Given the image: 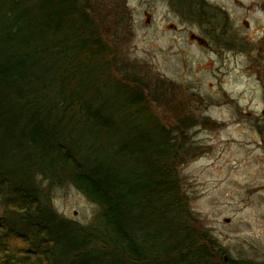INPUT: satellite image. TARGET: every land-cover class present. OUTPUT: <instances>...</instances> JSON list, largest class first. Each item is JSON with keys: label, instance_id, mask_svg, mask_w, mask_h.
<instances>
[{"label": "trees", "instance_id": "obj_1", "mask_svg": "<svg viewBox=\"0 0 264 264\" xmlns=\"http://www.w3.org/2000/svg\"><path fill=\"white\" fill-rule=\"evenodd\" d=\"M93 2L0 0V264H261L225 262L192 213L179 169L204 123L118 56L121 14ZM65 185L97 207L89 224L53 208Z\"/></svg>", "mask_w": 264, "mask_h": 264}, {"label": "rangeland", "instance_id": "obj_2", "mask_svg": "<svg viewBox=\"0 0 264 264\" xmlns=\"http://www.w3.org/2000/svg\"><path fill=\"white\" fill-rule=\"evenodd\" d=\"M92 1L121 14V27L110 29L118 56L148 79L170 83L168 98L204 123L187 130L200 155L179 169L192 213L223 256L264 263V0H201L202 23L192 1ZM156 116L174 126L166 108ZM50 201L81 225L97 212L69 185L52 188Z\"/></svg>", "mask_w": 264, "mask_h": 264}, {"label": "water", "instance_id": "obj_3", "mask_svg": "<svg viewBox=\"0 0 264 264\" xmlns=\"http://www.w3.org/2000/svg\"><path fill=\"white\" fill-rule=\"evenodd\" d=\"M225 222H229V220H225ZM228 256H223V260L225 261V262H227L228 261Z\"/></svg>", "mask_w": 264, "mask_h": 264}, {"label": "bare ground", "instance_id": "obj_4", "mask_svg": "<svg viewBox=\"0 0 264 264\" xmlns=\"http://www.w3.org/2000/svg\"><path fill=\"white\" fill-rule=\"evenodd\" d=\"M257 153H258V148L255 147V152H254V154H257ZM261 189H262L261 186H259V187H258V191L261 190Z\"/></svg>", "mask_w": 264, "mask_h": 264}, {"label": "flooded vegetation", "instance_id": "obj_5", "mask_svg": "<svg viewBox=\"0 0 264 264\" xmlns=\"http://www.w3.org/2000/svg\"><path fill=\"white\" fill-rule=\"evenodd\" d=\"M262 44H263V47H264V31L262 32ZM260 49H262V47L260 48ZM263 55H264V53H263Z\"/></svg>", "mask_w": 264, "mask_h": 264}]
</instances>
